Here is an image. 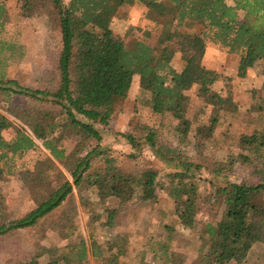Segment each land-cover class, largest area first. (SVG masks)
Segmentation results:
<instances>
[{
  "label": "trees",
  "instance_id": "1",
  "mask_svg": "<svg viewBox=\"0 0 264 264\" xmlns=\"http://www.w3.org/2000/svg\"><path fill=\"white\" fill-rule=\"evenodd\" d=\"M19 17L49 16L58 22L62 50L54 67L45 72L46 85L28 88L11 79L10 62L24 57L23 48L0 46V242L16 243L14 257L21 264H49L63 249L66 264H121L129 242L123 237L114 257L105 255L95 240L87 241L77 222L76 194L98 190L99 199L119 200L120 207L155 203L166 195L176 205L177 218L186 228L198 223L201 206L200 180L204 174L226 181L212 187V202L221 210L216 222H205L199 232L200 260L209 264H245L257 244L264 245V164L254 165L249 178L233 182L234 162L219 160L206 144L195 146L196 157L186 150L192 129L188 114L191 100L186 92L199 88V112L211 109L197 134L213 138L225 115L239 112L234 81L204 66L208 42L239 55L238 76L246 78L258 62L264 76V0H17ZM6 0H0V32L8 17ZM143 10L149 23L137 29L130 44L116 37L111 24L123 6ZM8 50L3 56L4 51ZM151 94L153 112L172 115L177 146H171L146 124L135 110L136 126L121 136L132 152L121 162L103 145L97 125L109 126L128 99L134 77ZM26 99V105L15 103ZM261 128L243 135L241 145L249 152L245 162L264 161V82L254 93ZM5 133H12L11 140ZM78 141L71 145V140ZM92 143H96L92 145ZM44 149L49 157L29 158ZM146 151L162 162L161 169L145 162ZM62 167V170L59 168ZM19 175L34 208L16 220L11 218L3 184ZM120 215L104 209L94 222L116 225ZM53 231L65 242L48 247L39 241ZM154 259L166 264H184L182 254L171 256L164 248ZM11 259L10 261H12Z\"/></svg>",
  "mask_w": 264,
  "mask_h": 264
},
{
  "label": "rangeland",
  "instance_id": "2",
  "mask_svg": "<svg viewBox=\"0 0 264 264\" xmlns=\"http://www.w3.org/2000/svg\"><path fill=\"white\" fill-rule=\"evenodd\" d=\"M8 17L5 31L0 32V46L7 47L15 44L23 48L24 57L20 61L10 62L8 74L11 79L18 81L28 88H42L46 85L45 72L51 70L62 50V37L58 28V22L49 16H37L30 19L19 17L17 0H6ZM143 10L136 6H123L114 18L110 31L116 37H125L126 43L133 42L138 35L137 29H145L150 25L143 19ZM207 54L204 66L215 70L234 81L235 100L239 104V112L233 115H225L216 129L213 138L206 140L198 136L197 129L200 123L208 120L211 109L206 113L199 112L201 100L198 95L199 88L186 92L190 97L191 105L188 117L192 121V129L188 138L186 150L192 158L196 157L195 146L204 143L209 150L216 153L217 158L226 162H234V171L230 177L233 182H241L249 178L254 165H263L264 161H255L254 164L245 162L244 157L249 155L241 145L243 135H250L256 129L261 128L257 121V113L252 107L257 104L254 93L261 90L264 76L263 65L257 63L248 71L246 78L238 76L239 55L230 53L227 49L208 42ZM8 50L4 51L3 56ZM15 103L26 105V99L15 97ZM151 94L140 87L139 76L134 77L129 96L125 104L120 108L117 116L109 126L97 125L103 136V145L110 147L113 155L121 162H126V156L132 152L131 145L121 135L130 130L133 123L132 117L135 110L142 120L154 127L158 134L171 146H177L174 133L172 115L159 117L153 112ZM12 133H5V138L11 140ZM78 139H73L69 144L74 145ZM96 143H92L95 145ZM50 155L44 149L32 152L31 159H45ZM153 162L162 170L166 166L159 162L151 152L146 151L145 157L135 162H129V167L139 169L145 162ZM62 170V167L59 166ZM201 206L198 223L194 228H186L177 218L176 203L166 195H161L155 203L136 202L125 209L120 207L117 199L109 198L105 201L99 199L98 190L92 189L84 193L83 201L76 194L79 207L77 222L81 232L91 244L92 240L99 243L108 257H114L116 245L127 237L129 246L121 258V264H166V261L157 262L154 255L167 248L172 257L182 254L186 257L184 264H209L200 260L199 232L207 221L216 222L221 218L222 210L212 202V187L225 186L223 179L213 178L204 174L200 180ZM3 191L9 200V212L11 218L16 220L27 215L34 208L25 184L17 174L3 184ZM104 209L116 210L120 215L118 224L107 225L104 221L94 222V218ZM37 241L48 247H62L65 242L53 231H47L37 238ZM17 244L0 242V264H21L19 257H14ZM66 250L58 253L54 260L57 264H66L63 256ZM13 259L11 262L10 260ZM41 264H49L48 257L42 258ZM90 264H95L91 258ZM234 264V263H233ZM245 264H264V245L257 244L249 254Z\"/></svg>",
  "mask_w": 264,
  "mask_h": 264
}]
</instances>
